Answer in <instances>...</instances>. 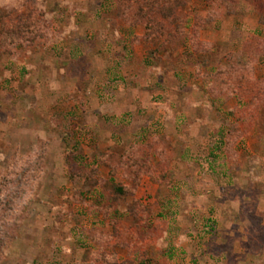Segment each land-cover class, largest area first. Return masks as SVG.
I'll use <instances>...</instances> for the list:
<instances>
[{"label":"rangeland","instance_id":"rangeland-1","mask_svg":"<svg viewBox=\"0 0 264 264\" xmlns=\"http://www.w3.org/2000/svg\"><path fill=\"white\" fill-rule=\"evenodd\" d=\"M0 264H264V0H0Z\"/></svg>","mask_w":264,"mask_h":264},{"label":"trees","instance_id":"trees-1","mask_svg":"<svg viewBox=\"0 0 264 264\" xmlns=\"http://www.w3.org/2000/svg\"><path fill=\"white\" fill-rule=\"evenodd\" d=\"M11 13H18V10H12L11 11ZM10 14V13H9ZM7 18H9V15H8V17ZM12 18V17H11ZM16 24V23H15ZM31 24L29 23V21L27 22V21H22V20H20V19H18L17 20V26H16V28H15V33L16 32H20V29H22V28H24L23 29V31H22V33H23V35L25 36L26 35V29L27 28H31V26H30ZM137 172V171H136ZM143 174V172H137V175H138V177H140L141 175ZM127 191V189L125 188V189H123V188H117V189H115V193L116 194H124V192H126Z\"/></svg>","mask_w":264,"mask_h":264}]
</instances>
